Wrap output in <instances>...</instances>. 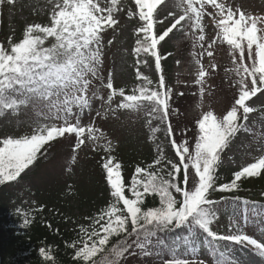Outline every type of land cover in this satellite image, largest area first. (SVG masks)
Masks as SVG:
<instances>
[{
	"label": "snow or ice",
	"instance_id": "6c2138e0",
	"mask_svg": "<svg viewBox=\"0 0 264 264\" xmlns=\"http://www.w3.org/2000/svg\"><path fill=\"white\" fill-rule=\"evenodd\" d=\"M47 2L46 21L28 23L18 38L9 36L0 42V115H15L31 107L38 117L29 134L0 138V184L16 181L57 138L71 137L74 153L90 145L92 151L106 154L101 168L110 193L106 206L85 218L90 224L80 226V237L71 245L80 264H122L129 255L154 254L160 264H209L202 255L210 257V264H239L236 245L264 257V233L258 239L245 231L255 222L249 207L252 217H264V211L258 212L255 202L233 197L243 205V224L233 217L228 231L221 234L213 227L221 201L211 198L213 192H235L243 179L264 175V153L234 171L226 182L218 183L217 174L221 152L231 139L241 130L252 131L246 122L257 109L249 101L258 93L264 95V13L246 11L234 0H177L179 12H169L170 27L157 33L162 0H131L134 7H126L122 0ZM5 3L14 5L16 0H0V7ZM124 11L138 25L132 49L136 64L147 63L140 59L142 54L151 57L160 74L153 81L137 67V82L130 91L115 85L113 73L105 75L104 68L105 47L112 43L105 42V34L115 30ZM206 17H211L217 30L210 41L205 38ZM186 28L191 30L192 55L198 66L194 83L200 86L201 98L206 90L211 94L205 85L218 67L211 62L218 41L228 46L232 67L225 72L235 90L233 102L222 114L200 106L194 142L175 139L173 89L166 83L158 50L174 29ZM197 47L200 52L195 51ZM93 101L100 102V110H95L98 119L122 110L144 111L152 134L164 126L177 159H167L158 146L152 163L137 165L126 182L121 163L112 155V140L96 119L83 122L85 112L91 117ZM153 121L160 123L153 126ZM148 196L158 198V204L146 207ZM177 229L186 230L185 235L172 243L160 236ZM40 254L53 260L45 248Z\"/></svg>",
	"mask_w": 264,
	"mask_h": 264
},
{
	"label": "rangeland",
	"instance_id": "374dc122",
	"mask_svg": "<svg viewBox=\"0 0 264 264\" xmlns=\"http://www.w3.org/2000/svg\"><path fill=\"white\" fill-rule=\"evenodd\" d=\"M234 2L246 11L264 13V0H234ZM122 3L126 7H134L131 0H122ZM176 4L177 0H162V3L158 6V19L162 22L156 25L157 33H162L170 27L173 21L172 17L169 16V12H179ZM49 8L50 5L47 0H16L14 5L6 4V21L8 22L9 32L12 33L17 30L19 23L26 26L28 23L46 21ZM204 23L205 38L206 41H210L215 37L217 30L211 21V17H206ZM137 26L136 19L130 20L126 11H124L119 14V25L115 30H108L105 34V42L107 40L112 41L111 45L106 44L105 47V75L108 71H111L114 75V83L117 86H130L132 83L133 65L130 62L129 55L136 40L135 28ZM190 31L187 28L181 31L174 29L164 41H161L160 45L170 52L169 78L172 88L175 93L180 95L182 93L184 96L179 102V109H175L171 115V123L175 129V139L177 141L188 139L190 142H194L195 120L201 113L200 106H203V110L210 108L217 114H222L233 102L235 90L230 87V74L225 72V69L232 67L231 58L228 55V46L218 41L213 46L214 59L211 61L216 63L218 67L206 78L205 85L206 89H210L211 94L206 90L203 98H201L200 86L194 83L198 66L195 64L192 55L194 49ZM186 32L189 34H186ZM195 51L200 52L201 50L197 47ZM208 63L209 58L205 56L204 64L206 68ZM143 71L153 77L157 75L153 58L147 60V65L143 68ZM249 103L257 109L256 112L250 114L247 121L252 127V134L249 137L242 134L241 141L229 147L225 155L227 160L228 155L233 154L231 163L238 167L246 166L247 163L253 162L255 157L264 153V95L258 93ZM93 109L91 117L85 112L84 123H87L90 118L96 119L97 125L105 131L109 139L114 143H124L123 146L128 147L127 149L131 150L132 147L135 149L142 146V139L138 135L141 125L137 123V113L118 112L116 116L109 115L106 119H98L95 117V110H100L99 101H93ZM37 119L38 117L31 107L25 108L15 115L5 118L0 117V138L16 136L18 132L23 130H31ZM74 144V138H57V143L52 147V151L46 155L40 165L38 167L35 164L30 166L22 175L37 171L34 181L38 186L45 189L51 183L56 184L63 192L65 191V198H67V192L77 190L82 186L85 175L89 174V171L84 172L82 169L85 162L86 146H82L74 153ZM73 156H75V161H73ZM68 205L69 214L75 217L77 223H80L83 214L76 199L72 198ZM218 208L222 209L223 214L229 219L234 217L238 223L243 224V214L236 205L228 201H221ZM260 211H264V208ZM249 217L255 222L248 224L245 231L247 234L259 239L261 234L264 233V217H252L251 208H249ZM228 228L221 229L220 233L225 234ZM234 255L239 264H264V257L254 254L252 250L241 245L235 246ZM201 258L208 259L210 264V257L202 255ZM122 264H124V261ZM142 264H160V260L159 257H156Z\"/></svg>",
	"mask_w": 264,
	"mask_h": 264
},
{
	"label": "trees",
	"instance_id": "16d2710c",
	"mask_svg": "<svg viewBox=\"0 0 264 264\" xmlns=\"http://www.w3.org/2000/svg\"><path fill=\"white\" fill-rule=\"evenodd\" d=\"M6 3L0 7V42H6L7 37H19L25 28L19 23L17 30L9 32L8 22L6 21ZM135 47V43L132 46ZM131 53L129 55L130 62L133 65L132 83L128 85H119L130 91L135 85L136 68L139 67L141 72L151 78L153 81L158 80L159 73L155 77L143 71L147 63L136 64V59ZM158 50L162 57L161 68L166 83L172 88L169 78V54L168 49L162 45H158ZM151 57L141 55L142 61ZM173 89V88H172ZM183 95L177 94L173 90V96L170 104L173 109H179V102L183 99ZM120 112H130L122 110ZM137 113V123L140 126L138 135L142 139V146L135 149H127L123 144L114 143L112 155L121 163L122 174L125 181L128 182L134 173L137 165L145 166L156 158L158 155L156 149L158 146L164 150L167 159L175 160L174 150L171 148L169 138L160 125L161 131L152 134L147 125V117L144 111L131 112ZM11 113L0 115L1 118L11 116ZM159 121H153V126L159 124ZM247 123V122H246ZM252 129L251 125L247 123ZM32 130V129H31ZM31 130H23L18 132L15 137L29 134ZM250 136L251 132L241 130L231 139L228 146L221 152V159L217 174L219 182H226L231 178L234 171H238L241 167L234 166L233 154H229L226 160L227 149L237 142L241 141V135ZM151 137V138H150ZM57 143V139L51 142V147L46 146V154L39 156L34 164L38 167L46 155L52 151V147ZM86 156L83 163V170L89 171L85 175L82 186L77 190L63 192L59 186L52 183L47 188H41L34 181L37 171H33L28 175H21L16 181L0 184V264H80L74 259L75 248L71 245L80 237V226H88L90 221L86 217L94 216L102 207H105L110 199L109 188L107 186L103 169L101 168V157L106 155L103 151H92L91 146L85 148ZM230 163V164H229ZM227 171H229L227 173ZM87 181V182H86ZM89 185V186H88ZM86 186H88L86 188ZM233 197H240L241 200L255 202L257 210H263L259 206L264 205V175L243 179L239 182V190L235 192H213L211 198L217 201H228L236 205L243 214V205L240 202H234ZM76 199L80 210H82L83 218L77 223L75 217L68 212V202ZM158 198L148 196L145 199V206H156ZM251 208V207H249ZM218 222L213 225L214 229L220 233V230L229 227V217L225 216L222 209L218 208ZM27 220V223L25 221ZM186 230L177 229L171 233L160 234L161 238L167 243L185 235ZM115 239V238H114ZM79 246V245H77ZM240 246V245H239ZM242 246V245H241ZM244 247V246H243ZM45 248L53 260H46L40 254V249ZM247 248V247H245ZM249 249V248H248ZM157 256H141L129 255L124 264H142L149 259H155Z\"/></svg>",
	"mask_w": 264,
	"mask_h": 264
}]
</instances>
